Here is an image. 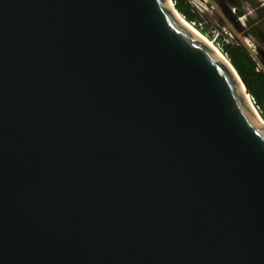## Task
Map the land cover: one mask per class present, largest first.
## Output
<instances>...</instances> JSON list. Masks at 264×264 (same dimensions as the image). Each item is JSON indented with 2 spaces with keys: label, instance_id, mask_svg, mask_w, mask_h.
<instances>
[{
  "label": "water",
  "instance_id": "water-1",
  "mask_svg": "<svg viewBox=\"0 0 264 264\" xmlns=\"http://www.w3.org/2000/svg\"><path fill=\"white\" fill-rule=\"evenodd\" d=\"M178 13L0 0V264H264V125Z\"/></svg>",
  "mask_w": 264,
  "mask_h": 264
},
{
  "label": "rangeland",
  "instance_id": "rangeland-1",
  "mask_svg": "<svg viewBox=\"0 0 264 264\" xmlns=\"http://www.w3.org/2000/svg\"><path fill=\"white\" fill-rule=\"evenodd\" d=\"M198 14V20L194 22V27L203 33L216 47L221 51V41H230L242 44L253 56L259 69L264 71V57H262L254 48L256 43L252 39H243L240 32L255 22L259 16L256 9L264 0H238L237 3L228 6L233 15L238 19V27L233 26L228 20L225 11L221 9L212 0H189ZM237 1V0H236ZM236 7L242 11L238 15ZM236 10V11H235ZM262 46V45H260ZM222 52V51H221Z\"/></svg>",
  "mask_w": 264,
  "mask_h": 264
},
{
  "label": "trees",
  "instance_id": "trees-1",
  "mask_svg": "<svg viewBox=\"0 0 264 264\" xmlns=\"http://www.w3.org/2000/svg\"><path fill=\"white\" fill-rule=\"evenodd\" d=\"M175 7L188 21L198 20V14L189 0H173ZM238 15L242 11L237 9ZM221 51L227 56L246 89L253 98L254 105L264 112V71L259 69L250 52L239 43L221 41Z\"/></svg>",
  "mask_w": 264,
  "mask_h": 264
},
{
  "label": "flooded vegetation",
  "instance_id": "flooded-vegetation-1",
  "mask_svg": "<svg viewBox=\"0 0 264 264\" xmlns=\"http://www.w3.org/2000/svg\"><path fill=\"white\" fill-rule=\"evenodd\" d=\"M215 2L217 6L221 9L227 8L229 5L237 3L238 0H212ZM236 9H238L236 7ZM256 9L259 11L264 9V3H260L259 6H256ZM236 11V10H235ZM242 38L245 39H252L256 45H254L255 50L264 57V10L259 12V16L255 22L251 25L243 28L240 32ZM262 45V46H260Z\"/></svg>",
  "mask_w": 264,
  "mask_h": 264
},
{
  "label": "bare ground",
  "instance_id": "bare-ground-1",
  "mask_svg": "<svg viewBox=\"0 0 264 264\" xmlns=\"http://www.w3.org/2000/svg\"><path fill=\"white\" fill-rule=\"evenodd\" d=\"M179 19L182 20L188 27H190L197 35H199L214 51H216L217 53H220L219 49L216 47V45L210 41L203 33H201L200 31H198L196 29V27H194V25L188 21L185 17H183L181 14L178 13ZM249 96V95H248ZM250 106L253 110V112L255 113V115L257 116V118L262 122V124L264 125V119L261 117V114L258 112V110L256 109V107L252 104V102L249 100Z\"/></svg>",
  "mask_w": 264,
  "mask_h": 264
},
{
  "label": "built area",
  "instance_id": "built-area-1",
  "mask_svg": "<svg viewBox=\"0 0 264 264\" xmlns=\"http://www.w3.org/2000/svg\"><path fill=\"white\" fill-rule=\"evenodd\" d=\"M193 25H194V22H192V21H190ZM253 99V98H252ZM253 101V100H252ZM254 102V101H253ZM256 108H257V110H258V112L261 114V116L263 117V119H264V112H261L259 109H258V107L257 106H255Z\"/></svg>",
  "mask_w": 264,
  "mask_h": 264
}]
</instances>
